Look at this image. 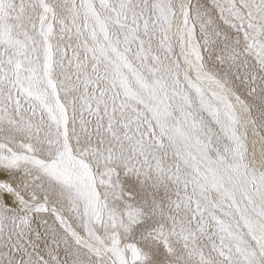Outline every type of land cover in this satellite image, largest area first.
<instances>
[{"label": "snow or ice", "instance_id": "1", "mask_svg": "<svg viewBox=\"0 0 264 264\" xmlns=\"http://www.w3.org/2000/svg\"><path fill=\"white\" fill-rule=\"evenodd\" d=\"M0 264H264V0H0Z\"/></svg>", "mask_w": 264, "mask_h": 264}]
</instances>
